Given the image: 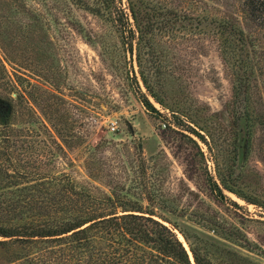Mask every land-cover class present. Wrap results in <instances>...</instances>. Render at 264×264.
I'll list each match as a JSON object with an SVG mask.
<instances>
[{
  "label": "rangeland",
  "instance_id": "obj_1",
  "mask_svg": "<svg viewBox=\"0 0 264 264\" xmlns=\"http://www.w3.org/2000/svg\"><path fill=\"white\" fill-rule=\"evenodd\" d=\"M151 1L189 14L164 30L156 24L150 34L162 54L161 72L154 73L150 46L142 51L145 74L155 80L165 105L142 80L137 40L132 54L124 43L134 28L128 0H115L106 16L70 0H0V96L16 109V153L23 156L29 145L20 135L30 125L35 142L27 150L37 162L48 161L97 191L116 187L154 210L193 262L182 231L214 264H233V252L264 264V124L236 185L259 203L228 190L226 198L216 197L210 182L217 174L214 158L226 167L231 137L226 106L233 85L214 24L199 19L231 10L241 0ZM120 10L129 23L121 24ZM260 65L264 74V59ZM252 93L264 112V90ZM144 97L161 115L146 107ZM188 126L206 136L212 151Z\"/></svg>",
  "mask_w": 264,
  "mask_h": 264
},
{
  "label": "trees",
  "instance_id": "obj_2",
  "mask_svg": "<svg viewBox=\"0 0 264 264\" xmlns=\"http://www.w3.org/2000/svg\"><path fill=\"white\" fill-rule=\"evenodd\" d=\"M70 1L95 15L106 16L105 11L115 0ZM128 2L134 28H129V42L124 43L132 54L137 40L142 80L150 95L165 105L155 80L145 74L142 51L150 46L154 73L161 72L162 54L157 52L150 34L156 24L164 30L171 23L185 22L189 14L151 0ZM120 12L121 24L129 23ZM205 19L214 24L220 56L233 85V99L226 106L231 117L230 150L226 167L220 168L214 158L217 174L210 178L212 189L216 197L226 198L223 191L228 190L258 204L256 196L245 194L236 185L253 150L256 132L264 124L263 107L256 104L252 93L260 86L264 90V74L258 71L264 59V0H241L231 10L209 13L199 20ZM143 101L148 109L161 115L149 98ZM15 111L14 104L0 96V264H214L182 231L193 262L184 243L171 227L155 218L154 210L119 193L116 187L111 193L97 191L70 173L55 170L48 161L37 162L35 154L27 150L35 142L30 125L22 128L26 136L20 135L21 142L29 145L22 148L23 156L16 153L20 128H14ZM188 130L212 151L202 132L192 126ZM48 151L57 152L55 147ZM233 255V264H257L238 253Z\"/></svg>",
  "mask_w": 264,
  "mask_h": 264
}]
</instances>
